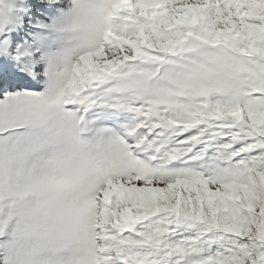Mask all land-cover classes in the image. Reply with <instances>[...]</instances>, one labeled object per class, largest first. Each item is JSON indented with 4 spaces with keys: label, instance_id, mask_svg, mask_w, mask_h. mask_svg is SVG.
Returning <instances> with one entry per match:
<instances>
[{
    "label": "snow or ice",
    "instance_id": "snow-or-ice-1",
    "mask_svg": "<svg viewBox=\"0 0 264 264\" xmlns=\"http://www.w3.org/2000/svg\"><path fill=\"white\" fill-rule=\"evenodd\" d=\"M0 264H264V0H0Z\"/></svg>",
    "mask_w": 264,
    "mask_h": 264
}]
</instances>
